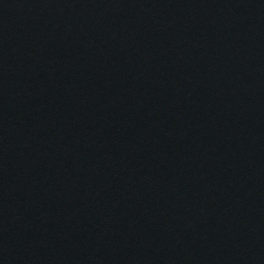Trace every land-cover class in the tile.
I'll return each instance as SVG.
<instances>
[{
	"label": "water",
	"instance_id": "95a60500",
	"mask_svg": "<svg viewBox=\"0 0 264 264\" xmlns=\"http://www.w3.org/2000/svg\"><path fill=\"white\" fill-rule=\"evenodd\" d=\"M0 264H264V0H0Z\"/></svg>",
	"mask_w": 264,
	"mask_h": 264
}]
</instances>
